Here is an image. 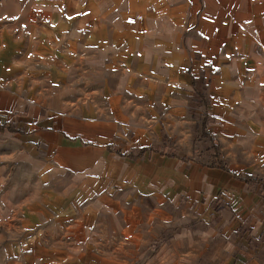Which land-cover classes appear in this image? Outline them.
Returning a JSON list of instances; mask_svg holds the SVG:
<instances>
[{
	"label": "crops",
	"instance_id": "crops-1",
	"mask_svg": "<svg viewBox=\"0 0 264 264\" xmlns=\"http://www.w3.org/2000/svg\"><path fill=\"white\" fill-rule=\"evenodd\" d=\"M19 2L0 11V264H264V0ZM172 209L189 225L121 253Z\"/></svg>",
	"mask_w": 264,
	"mask_h": 264
},
{
	"label": "rangeland",
	"instance_id": "rangeland-1",
	"mask_svg": "<svg viewBox=\"0 0 264 264\" xmlns=\"http://www.w3.org/2000/svg\"><path fill=\"white\" fill-rule=\"evenodd\" d=\"M2 1V0H1ZM20 2L19 0H12L10 3L8 0H5V3L3 5H0V11L5 9L7 12L12 14H17L19 8H20ZM1 39V38H0ZM18 54H12V59L15 61V56ZM20 69V66L16 67L15 73L19 75V73H26L29 77H33L35 74V70L28 69L25 71L23 68ZM25 90L24 92H30L33 94H42L49 92V84L44 85H35L32 82L27 81L26 84H24ZM29 94V93H28ZM36 103H42L44 106H47V104H51V101L49 100V95H43V97H39L38 100H36ZM15 200V199H13ZM0 211H2V204L0 203ZM161 217L158 216L156 213V217L151 218L149 222H142L141 220H138V246L130 245V244H121L118 246V248L121 250V253L126 252L129 256H131L135 262H139V257L142 255H148L152 253L153 251L158 248V246L163 243L167 238L177 234L179 230L182 227H185L186 225H189L185 219L181 218L178 212L170 211L171 220L165 219V221L162 219V215L159 214ZM2 212H0V220L2 219ZM3 221H0V235H2L4 227L1 225ZM129 229L123 231V236L129 235Z\"/></svg>",
	"mask_w": 264,
	"mask_h": 264
}]
</instances>
